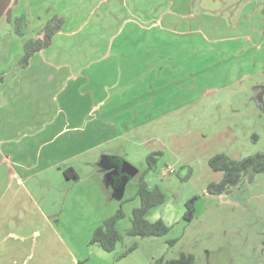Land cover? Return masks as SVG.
Here are the masks:
<instances>
[{
	"label": "crops",
	"instance_id": "crops-1",
	"mask_svg": "<svg viewBox=\"0 0 264 264\" xmlns=\"http://www.w3.org/2000/svg\"><path fill=\"white\" fill-rule=\"evenodd\" d=\"M25 3L34 35L54 14L65 21L49 47L0 84V264H75L82 258L71 251L75 236H91L129 199L123 181L111 177L117 169L101 164L116 153L103 150L97 163L87 155L189 97L197 77L208 78L194 69L198 53L230 40L234 47L227 51L236 55L235 39L257 43L264 28H246L248 17L228 28L212 14L194 11L190 0ZM222 29L234 35L221 36ZM220 65L212 77H234L244 63ZM78 157L92 166L89 173L80 175L72 163ZM54 182L65 192L61 213L41 207L31 193ZM201 260L193 264H231L222 252Z\"/></svg>",
	"mask_w": 264,
	"mask_h": 264
},
{
	"label": "rangeland",
	"instance_id": "rangeland-1",
	"mask_svg": "<svg viewBox=\"0 0 264 264\" xmlns=\"http://www.w3.org/2000/svg\"><path fill=\"white\" fill-rule=\"evenodd\" d=\"M15 1L12 3L13 12L0 16V84L16 70L24 41L34 36L28 29L25 0H17V5ZM190 2L194 11L199 9L210 13L219 18L221 24L226 23L228 28H235L246 17L251 18L246 28L251 24L256 29L264 28V0ZM18 14H25L22 35L15 31L14 18ZM219 33L221 36L234 35L231 29H222ZM252 35L254 38L257 34ZM232 42L224 41L221 46H212V49L209 46L205 48L207 51L204 49V52L197 54L199 60L194 69L204 72L202 75L208 78L197 77L196 86L189 97L180 96L177 104L147 117L126 137L87 155L90 161L97 163L103 150L116 153V156L103 158L101 164L117 169L111 177L117 183L123 181L126 185L125 196L129 199L122 204L126 216L119 221L118 228L123 238L115 245L114 252L89 245L91 236L84 238L81 233L75 236L77 247L71 248L73 257H82L78 260H84L85 264L88 259L91 260L89 264H152L158 258H176L184 252L193 254L195 260L201 263L204 262L201 259L211 254L217 257L222 252V256L231 264H264V171L254 173L251 178L243 177L224 192L216 194L208 191L210 183H218L223 177L222 171L214 170L209 165L210 157L224 153L232 159H241L264 152V32L254 44L244 36L235 39L234 42L239 45L236 55L227 51L234 47ZM226 61L234 65L244 63L240 66L241 71L234 76L239 77H212L222 67L220 64ZM180 93L182 95L183 91ZM156 151L160 153L149 168L147 158ZM83 158L72 161L80 175L92 170V166L84 163ZM123 162L131 164L137 173H122ZM142 174L149 185H158L165 195L164 202L151 208L146 219H162L170 227L166 235L125 234V229L130 225L131 210L136 207L135 204H139L136 192ZM83 180L85 184L86 180ZM57 183L31 193L41 207L50 205L46 209L61 213L64 208L62 204L59 208V203L64 199L65 192ZM194 196L197 197L194 214L191 220H187L184 217L186 202ZM52 203L55 207L51 206ZM73 205V201H70L68 209ZM2 209L0 206V215ZM31 211L33 214L34 211ZM72 225L75 227L76 224ZM168 239L177 240L169 245ZM132 244L136 248L117 259ZM98 250L101 257L96 255Z\"/></svg>",
	"mask_w": 264,
	"mask_h": 264
},
{
	"label": "trees",
	"instance_id": "trees-1",
	"mask_svg": "<svg viewBox=\"0 0 264 264\" xmlns=\"http://www.w3.org/2000/svg\"><path fill=\"white\" fill-rule=\"evenodd\" d=\"M62 15L54 14L46 20L43 26L36 34L23 43V53L18 60V67L24 68L28 65L30 58L36 52L51 45L53 37L57 34L64 23ZM23 15L14 18L15 31L17 34H23ZM160 152L151 153L148 158V166L151 168L155 162L156 155ZM209 165L217 171L223 172L222 179L218 182H212L208 185L210 193H221L226 191L230 185L236 184L245 176L252 177L254 173L264 171V152H258L247 155L241 159H232L224 153H218L210 157ZM72 171V170H70ZM75 176V174H74ZM136 195L139 199V205L131 210L130 225L125 229L126 235L131 236H163L166 235L170 227L162 220L148 221L147 212L164 202L165 195L158 185H149L144 175H140ZM196 196L186 202V211L184 217L191 220L194 214V203ZM125 217V211L120 205L116 211L104 218L102 223L97 226L88 241L89 245H97L107 252L114 250L117 242L123 238L118 228V223ZM177 239H168L169 245H173ZM136 248L135 244L124 249L117 259L126 256ZM195 257L193 254L181 252L176 258L165 259L163 257L154 260L152 264H193ZM75 264H85L84 260H77Z\"/></svg>",
	"mask_w": 264,
	"mask_h": 264
},
{
	"label": "water",
	"instance_id": "water-1",
	"mask_svg": "<svg viewBox=\"0 0 264 264\" xmlns=\"http://www.w3.org/2000/svg\"><path fill=\"white\" fill-rule=\"evenodd\" d=\"M10 3L11 0H0V16L4 13L10 15L11 13ZM120 171L127 175H134L137 173V170L127 162L122 163Z\"/></svg>",
	"mask_w": 264,
	"mask_h": 264
}]
</instances>
